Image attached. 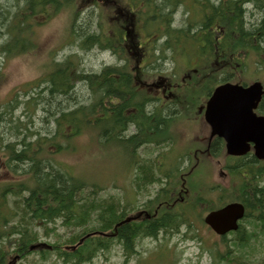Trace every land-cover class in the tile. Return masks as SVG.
I'll return each instance as SVG.
<instances>
[{
	"label": "trees",
	"instance_id": "trees-1",
	"mask_svg": "<svg viewBox=\"0 0 264 264\" xmlns=\"http://www.w3.org/2000/svg\"><path fill=\"white\" fill-rule=\"evenodd\" d=\"M139 1L149 4L150 17L146 23L151 24L146 27L156 37L150 42L149 58L137 65L132 63L133 58H125L128 54L119 41L106 36L104 30L100 35L95 14L100 13L99 8L85 10L84 14L77 11L78 0H0V60L4 64L34 49L32 36L39 25L37 18L47 19L49 12L55 15L64 11L71 13L70 44L83 54L109 52L117 61L102 63L91 71L80 65L77 53L60 60L53 58L28 91L17 92L0 103L1 171L8 174L7 179H0V264H8L17 257L20 264L21 261L31 264L30 257L34 255L40 261L54 257L63 263L87 264L116 245L130 258L141 238L176 233L182 225L187 230L188 219H194L200 227L201 219L194 210L197 205L215 209L203 196L204 172L197 171L178 184L177 173L181 171L162 172L137 154L141 145L155 143L163 149L169 147L173 136L167 126L163 125L162 135L157 131L163 120L168 125L173 119L170 115L179 114L180 106L176 102L167 104L162 111L156 100L151 98L148 103L146 81L164 77L169 85L179 87L171 79L179 78L184 70L176 63L180 54L202 60L207 57L211 61L223 56L221 60L235 61L228 65L241 72L242 64L247 65L244 59L248 62L252 54L258 59L256 63L264 67V0ZM182 4L188 17L185 25L182 22L180 28H174L173 16ZM184 44L189 52L184 51ZM183 59L189 61L188 57ZM168 60L178 69L172 65L173 71L167 72L164 63ZM221 60L215 64L224 65ZM196 91L193 89L188 95L190 99L198 97ZM132 128L135 134L126 138L125 133ZM84 133L92 144L96 143L99 153L112 150L123 158V152L128 155L133 171L130 191L133 203L124 197L101 196L100 192L106 189L101 185L105 182L97 177L75 176L72 170L52 159L70 150L75 138ZM250 170L256 177L263 173L261 169L250 167ZM155 174L164 177L157 179ZM162 181L164 187L159 189L155 201L143 204L144 209L153 210L158 203H167L171 193L179 191L176 185L181 188L188 184L195 195L191 204L185 206L184 202L175 210L162 205L160 219L137 221L135 216L140 210L135 199L151 184ZM112 186L116 187L114 183ZM228 194L229 202L242 200L247 205V218L242 229L228 235L231 241L225 240L227 236L222 238L225 251L217 252L216 259L229 264H264V191H253V197L240 192V198ZM57 226L69 235H58ZM50 237L57 239L55 243H45L50 249H33L40 245L41 239ZM208 249L214 250L212 246Z\"/></svg>",
	"mask_w": 264,
	"mask_h": 264
},
{
	"label": "rangeland",
	"instance_id": "rangeland-1",
	"mask_svg": "<svg viewBox=\"0 0 264 264\" xmlns=\"http://www.w3.org/2000/svg\"><path fill=\"white\" fill-rule=\"evenodd\" d=\"M210 1L216 2L218 0ZM75 5L78 9L77 11L81 13L85 11V7L81 0H78ZM187 12L185 4L178 7L173 16L174 28L181 27V23L188 17ZM95 14L97 15L100 25L99 32L102 30L107 32L106 25L108 24V20L104 19L102 22L101 14H97L96 12ZM96 15L93 16L95 19ZM37 20L39 25L34 28L32 36L35 44L34 49H31L19 57L6 60L5 64L2 62L3 60H0L3 63L0 77V103L13 98L17 92L22 93L28 91L31 84L42 76L44 67L53 58L60 60L67 55L77 53L76 57L80 65L86 70L91 71L96 70L102 63L109 65L117 62L115 57H112L110 54H100L98 52L83 54L78 51L74 44L69 43L68 30L71 22V13L69 11L58 12L55 15L49 12L47 19L37 18ZM152 28L155 29L156 27L152 26ZM153 39L154 38L151 39V42ZM183 48L184 51L189 50L187 44H184ZM150 49L152 50V44ZM192 50L193 49H191V51ZM250 55L251 57L248 58V62L247 58L244 59L247 65L244 66V64H242L241 69L243 71L241 72L240 70H236L233 65H228L231 62L235 64V61L221 60L223 56H216L215 60L211 61V58L207 57H204L202 60L201 57L180 54L179 57L176 58V63L178 67L180 66L179 69L184 70L183 72L180 71L181 74L179 78L174 76L171 79L173 84H179V87L175 85V89L172 90V98L179 101L180 104L179 113L192 119L197 114L198 109L201 106H205L208 95L222 83L223 78L225 80L227 79L230 84H250L254 81H259L264 88V67L256 63L258 59L254 55ZM182 57H188L189 61ZM125 58H133V64H135V62L137 65L140 64L139 59L133 55H126ZM217 60L224 61V65H216L215 63ZM164 64V67L166 66L165 68H167V72L173 71V66H175L174 63L168 60L165 61ZM176 67L177 66H175V68ZM157 80V77L151 78L148 79L146 83ZM193 89L197 90L196 93L198 95L195 100H192V98L190 99L188 96L192 94ZM80 95L86 96L81 92ZM171 100L172 99L169 98L167 102ZM15 114L19 115V112L16 111ZM37 115L39 116V113ZM37 118L38 117L34 118L36 124L39 123ZM186 121H188L186 122L188 124L187 128L182 124V121H176V126L172 132V144L176 143V146L173 145L172 148L170 147L164 150L167 151L171 149L166 155L167 157L176 153L177 156L183 158L185 156L183 147L189 140L192 144L199 143L198 140L200 142L204 140V136L207 133L201 132L203 128H199L197 123L193 120V123L189 119H186ZM94 144L96 145V143ZM94 144L90 142L88 134L84 133L75 138L70 150L60 155H54L52 159L72 170L75 176H86L89 178L97 177L100 181L105 182L104 185H101L106 188L100 192L101 196L105 197L107 195H112L115 198L120 197V199L124 197V200L133 203V198L130 194V191H132L131 178L133 171L128 155L123 152V158L119 152L112 150H108L107 153H99V150H97ZM158 147L161 149L163 146ZM161 150H163V148ZM143 151L147 154L152 151V148L145 147ZM190 151L194 152V149L192 148ZM158 153L159 151L155 153V156H157ZM137 154L143 157V153L137 152ZM153 154L154 153H151V155ZM196 158L198 163L196 160L194 163V159L191 155L184 159L181 173H177L179 180L178 184L185 182L189 176H192L197 171L204 172L201 179V184H203L205 188V194L203 196L209 203L211 202V206L214 208L222 206L225 202L219 199L220 196H217L218 186L223 187L225 191L231 195H237L239 193L242 180L240 177L241 168L234 160L229 161L224 151L218 152L216 156L211 159H207L204 155L199 153H197ZM146 159L153 160L150 156H147ZM2 163V156L0 155V179H7V172L1 171ZM227 166L231 169L227 170ZM222 170L228 175L226 179L221 178L219 175V171ZM186 173H188L189 176L185 175ZM158 175L159 174H155V176ZM112 179L113 181L111 182ZM92 181L100 185L98 180L94 179ZM173 181L174 179L171 180V182ZM112 183H114L116 187H113ZM164 185V183L159 186H157V183L152 184L150 188H147L141 195H138L135 199L138 210H144L143 204L146 203L147 200L153 199L157 193V188L164 187ZM175 189L178 191L180 188L176 185ZM185 190L187 191V195L184 197L183 203L185 202L188 206L191 204L195 195L188 187V184H186ZM229 197L230 196H228V198ZM153 200L155 201V199ZM194 210L197 212L198 219H202L208 211L207 205L205 204L197 205ZM187 223L189 225L187 230L182 226L176 233H162L155 238H141L137 241L135 247L136 253L130 258L126 257L122 249L116 245L109 251L100 253L87 264H229L228 261L220 262L215 257L217 252L223 253L225 251V245L220 237L216 236L208 228H204L202 224H200V227L196 226L194 219H188ZM57 233L61 237H67L69 235L64 228L59 226H57ZM55 237L41 239L40 243H55L57 240ZM231 238L232 237L229 236L225 240L231 241ZM211 246L214 250L208 249ZM30 261L32 262L31 264H69L63 263L59 259L56 260L54 257H50L46 261H40L39 257L35 255L30 257ZM16 263L20 264L19 261ZM21 263L29 264L28 261H21Z\"/></svg>",
	"mask_w": 264,
	"mask_h": 264
},
{
	"label": "flooded vegetation",
	"instance_id": "flooded-vegetation-1",
	"mask_svg": "<svg viewBox=\"0 0 264 264\" xmlns=\"http://www.w3.org/2000/svg\"><path fill=\"white\" fill-rule=\"evenodd\" d=\"M83 6L85 7V10L88 9H97L99 8V12L101 14V21L106 19L108 20V24L106 25L107 32H105V35L110 37L112 40L116 42H120V47L124 48V52L128 55H133L135 57H138L139 62L142 63L145 58H149V53H150V42L151 39L156 37L154 33H150V31H147L146 24H150L149 22L146 23L147 17L149 18L150 15V7L149 4L143 1H129V0H85V2H82ZM103 30L101 31L100 35L102 34ZM136 50V51H135ZM105 54V53H103ZM108 54H110L108 52ZM111 55V54H110ZM112 56V55H111ZM114 57V56H112ZM138 67V66H137ZM147 86V87H146ZM146 91L149 94L150 98L148 100V103H150V99H154L158 102L160 106H162V111L166 109V105H173L179 102L177 100H174L172 98L173 93L172 90L175 89L174 85H169L166 81H164V77H159L157 81H154L152 83L146 84ZM156 95V96H155ZM168 95V96H167ZM210 95V94H209ZM208 95V96H209ZM171 98L172 100L170 102H167V99ZM264 100V96L262 97L260 103L258 104L256 108V115L258 117H264V104L262 105V101ZM156 102V103H157ZM176 102V103H175ZM203 106H201L198 109L197 114L192 118H188L186 116H183L184 114H172L170 117L173 119L170 121L168 125H166V120H163L160 125L162 127L157 131L159 132L160 135H162L163 130V125L169 129V133L173 136L172 132L174 131V127L176 126V121L180 120L182 121V124H184L187 128L188 124L186 122V119L195 121L199 128H203L201 132L207 133L204 136V140L196 144L190 143V140L185 144L183 149L185 150V156L183 158L177 156L175 153L174 155H170L167 157L166 155L171 151V149L164 151L166 148H172L173 145L176 146L175 144H172V141L169 143V147L164 148L163 150L159 149V145H156L155 143H152L151 145H141L138 148V152L143 153V158L146 162H150L154 165H156L162 172H174L176 170L181 171L183 168L184 164V159L191 155V157L198 163V160L196 158L197 153L204 155L207 159H211L212 157H215L218 152L224 151L225 152V141L223 138L219 137L218 134L213 133V128L209 124L206 123L204 119V110ZM186 118V119H185ZM184 119V120H182ZM193 120V121H192ZM175 122V123H174ZM174 123V124H173ZM150 126V125H149ZM148 126V127H149ZM136 130L133 128L130 130V132L125 133V137L129 138L135 134ZM155 132V131H153ZM161 137V136H160ZM152 148V151L150 153H144V148ZM194 149V152H191V149ZM159 151L157 156H155V153ZM253 145L249 144V150L246 155L240 156V157H230L229 161L234 160L235 163L240 166L241 168V175L240 177L242 178L241 180V185L239 192L241 193H248V197H253V191L255 190H263L264 191V161L258 160L254 155H253ZM151 153H154L151 155ZM147 156H150L153 158V160L146 159ZM229 157V156H226ZM250 157V158H249ZM249 158V159H248ZM251 158L253 160H251ZM233 161V162H234ZM183 162V163H182ZM250 167L260 170H263V173L261 175H258L256 177L255 174H253L252 170H250ZM227 170H230L231 168L227 166ZM163 174V173H162ZM158 175L155 176L157 179L162 178L164 176ZM170 174V173H169ZM185 175L189 176L188 173ZM219 175L221 178L226 179L228 175L222 170L219 171ZM167 180V179H166ZM168 181V180H167ZM162 183L165 184V182H159L157 183V186L162 185ZM155 184V183H153ZM152 185V184H151ZM150 185V186H151ZM150 188V187H149ZM161 187L157 188V193L159 192V189ZM185 187H181L178 192L176 193H171L169 201L166 203L163 201L162 203H158L153 210L151 209H144L142 212L139 211V213L135 216L137 217V221H143V220H151V219H160L159 215V210L160 207L163 205V208L165 209H176L178 206L183 204L184 197L187 194V191L184 189ZM218 193L217 196H220L219 199H222L226 202L228 201V192L225 191L223 187L218 186ZM157 193L154 197H157ZM239 193L236 195L238 198L241 196ZM154 199V198H153ZM150 199V200H153ZM149 200L146 201V203ZM242 206L244 207V216L241 221L238 223V229L235 232L236 233L239 228H243V223L246 217L247 213V205L245 203L240 202ZM225 202L222 204L224 206ZM185 206H187L184 203ZM220 206V207H222ZM218 207V208H220ZM211 209L208 210V212L216 210ZM207 212V213H208ZM246 212V213H245ZM247 218V217H246ZM185 226V225H182ZM204 228H208L207 226H203ZM209 229V228H208ZM211 231V229H209ZM212 232V231H211Z\"/></svg>",
	"mask_w": 264,
	"mask_h": 264
},
{
	"label": "water",
	"instance_id": "water-1",
	"mask_svg": "<svg viewBox=\"0 0 264 264\" xmlns=\"http://www.w3.org/2000/svg\"><path fill=\"white\" fill-rule=\"evenodd\" d=\"M264 91L259 82L248 87L224 83L216 87L205 104L204 119L226 143L229 156H244L253 144L254 156L264 160V117L256 110ZM243 206L232 203L208 213L203 222L213 232L223 236L238 229L243 217ZM35 248V247H33Z\"/></svg>",
	"mask_w": 264,
	"mask_h": 264
}]
</instances>
